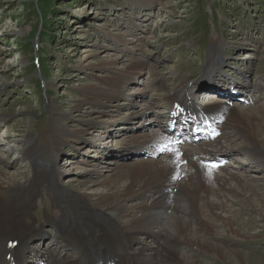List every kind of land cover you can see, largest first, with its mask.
<instances>
[{
    "label": "rangeland",
    "instance_id": "374dc122",
    "mask_svg": "<svg viewBox=\"0 0 264 264\" xmlns=\"http://www.w3.org/2000/svg\"><path fill=\"white\" fill-rule=\"evenodd\" d=\"M213 48L219 51L222 61L206 70ZM137 61L141 62L140 72L137 75L128 72L131 84L119 91L123 100L119 102L118 113L113 112V103H105L103 114H99L96 110L99 107L90 109L82 102L85 88L92 90L106 85L104 79L111 77L109 63L121 73ZM156 75L163 80L152 82ZM181 76L197 81L194 87L188 84L193 102L187 103V110L194 108L198 112L196 106H211L213 103L208 102L220 101L224 96L218 93L217 96L215 91L229 85V92L252 97L244 99L246 103L233 99L229 108L251 111L259 117L258 107H264V0H0V185H14L17 181L35 189L36 203L24 217L49 233L44 239L32 238L28 247L39 244L37 247L46 248L50 239H56L53 237L56 233L65 230L60 220L48 216L53 207L73 220L69 212L72 208L76 210L78 203L68 195L69 189L97 198V194L106 192L105 183L112 184L115 179L119 182L122 172L115 168V163L121 168L122 163L137 164L151 159L149 155L123 156L121 152V146L127 147L134 137L144 133L142 127L155 129L170 140L165 134L172 127L169 122L179 124L187 133L178 136L182 138L177 142L171 140L175 146H184L180 141L185 138L193 140L195 129L207 134L206 127L194 117L184 116V108L172 114L171 102L164 101L163 95L172 93L179 84L180 78L176 77ZM208 84H213V91L206 89ZM246 86L252 92L243 90ZM225 98L228 101L225 105H229V96ZM128 108L138 113L149 109L148 115L146 119L125 122L124 117L131 112ZM88 111H93L97 124L123 117L115 120L116 130L111 132L114 136L103 133L95 138L100 134L99 126L90 128L82 124ZM169 113L171 118H167ZM188 120L194 125L192 129ZM259 123L255 131L262 138L264 120L259 119ZM214 124L210 125L212 129ZM109 128L112 127H106L104 132ZM72 132H78L79 139L72 138ZM214 132L218 135L219 131ZM28 134L35 139L31 146L26 143ZM57 137L59 150L55 145ZM101 139L107 140L98 141ZM230 141L233 139L229 136V146ZM27 153H35L36 160L28 163ZM214 156L213 165H207V160L203 162L210 170L226 167L259 194L264 193V172L256 170L248 158L238 153L225 159ZM236 161L245 163L244 167L237 168ZM217 164V168L211 167ZM77 182L87 188L79 187ZM128 182L129 178H125L113 185L121 192L122 185ZM225 195L228 200L224 202L225 210L218 214L220 218L205 213L206 223L215 226L212 241L220 246L234 242L233 252L264 263V195L249 199L237 196L234 189ZM229 218L245 236L233 233L237 227L230 229L224 222ZM191 229L205 239L203 232L192 224ZM138 237L147 241L144 233ZM60 243L67 247L66 242ZM65 250L62 249L61 264H72L69 258L74 256L65 255ZM129 251L134 253L132 248ZM173 252L187 255L180 264H227L201 245L177 247ZM73 260L80 262L85 258ZM108 261L115 264L113 259Z\"/></svg>",
    "mask_w": 264,
    "mask_h": 264
},
{
    "label": "bare ground",
    "instance_id": "6f19581e",
    "mask_svg": "<svg viewBox=\"0 0 264 264\" xmlns=\"http://www.w3.org/2000/svg\"><path fill=\"white\" fill-rule=\"evenodd\" d=\"M220 61L222 58L219 51L213 48L205 69L218 66ZM23 63L21 62L22 65ZM130 66L129 70L123 69L121 73H118L119 71L114 70L113 63H109L108 70L111 71V77L104 79L106 85L103 88L92 90L85 88L86 92H83L82 102H86L90 109L99 107L96 109L99 114H103L102 106L105 103H113L112 107L115 108L113 112L118 113L121 110L119 102L123 100V95L119 94V91L131 84L128 77L131 73L128 72L134 71V75H137L140 72L141 62L130 63ZM162 80L160 76H154V83ZM134 81L136 79L132 80ZM178 81L179 84L172 93L163 95L165 102H171L172 114L177 113L172 111L178 109L187 110V103L193 102L189 95L190 87H188L192 81L184 80L182 77ZM219 81L223 83V79ZM5 84L9 85V83ZM249 89L251 87L246 86L243 90L252 92ZM215 92L224 98H220V101L215 99L208 102L213 104L212 107L204 109L202 112L204 114L187 112L194 114V119L199 121L203 127H207L205 130L207 133L213 132L214 134L210 125L223 121L222 124H218V137L214 142L175 146L171 140L155 129L142 127L144 133L138 134L139 137H131L134 140L129 142L127 147L121 146V152L123 156L142 154V156H151V159L140 160L137 164L122 163L121 168L114 162L115 168L122 172L121 178L119 182L115 179L111 182L112 184L105 183L106 192L97 194L98 197L95 196L97 198L75 193L69 189L68 195L78 203L76 210L72 208L69 212L73 220L60 209L53 207L49 211L48 216L60 220L65 230L60 234L56 233L53 236L56 239H50L46 248L37 247L39 244L28 247L33 241L32 238L44 239L49 235L42 225L30 224L29 219L24 217L27 210L36 203L35 189L31 186L29 189L17 181L14 185H0V264H61L63 248H67L65 255L71 253L74 256L66 257L72 264H106L108 259H113L115 264H132L133 262L137 264H180L187 255H176L173 251L177 250V247L191 245L206 247L220 260L227 261V264H264L261 261L250 259L246 254L233 252L234 242L228 241L229 244L225 245L223 241V246L214 243L211 238L213 237L212 229L215 226L212 224L214 227L212 228L206 223L205 213L206 215L208 213L211 218H220L218 214L225 210L224 202L228 200L225 193H230L233 189L237 196L239 194L249 199H252V196L264 195V193L259 194L255 187L245 182L237 173L230 172L226 167L222 166L212 171L207 166L216 160L213 159L214 155L225 159L232 153H238L248 158L247 161L249 160L256 170L264 172V137L258 138L255 131V126L260 124L259 119L264 120V111H261L264 107H258L259 117L251 111H233L229 107L218 106L228 104L225 96L228 97L229 94L221 93L220 88ZM128 110L131 111L129 108ZM148 110L139 113L127 112L124 120L128 122L134 118L146 119ZM120 118L123 117L116 116L110 121L102 120L97 124L93 111H88L82 124L90 128L98 125L97 133L100 134L95 136L98 139L103 133L111 135V132L116 130L113 129L118 122L115 120ZM106 127L112 128L105 133ZM126 132H128L127 129ZM78 134V132H72L70 136L79 139ZM229 136L233 139L230 141L231 146L227 145ZM25 137L29 146L35 144V139L31 134ZM56 141L55 145L58 148V137ZM25 157L29 163V161L34 162L37 155L27 153ZM206 160L209 163L204 165L203 162ZM235 164L241 169L245 163L236 161ZM125 178H129V182L123 184V189L119 192L120 190L118 191L116 185L113 184L115 182L119 184ZM231 181L232 183H229ZM76 184L81 188H87L81 182ZM99 184L102 183L94 182V185ZM58 187L66 190L63 185ZM247 194L250 195L247 196ZM214 196L217 202L212 199ZM224 222L230 229L233 226L237 227L234 234L245 236V233H242V230L240 231V228L230 218ZM191 224L198 231L203 232L205 239H200L196 233H193ZM142 233L147 236V241L142 242V238L139 239L138 236ZM59 240L66 242L67 247L65 248ZM130 248L134 253L129 251ZM192 255L197 257L195 253ZM28 256L32 260H29ZM79 257L85 258V261L73 260ZM110 262L114 264L113 261Z\"/></svg>",
    "mask_w": 264,
    "mask_h": 264
}]
</instances>
